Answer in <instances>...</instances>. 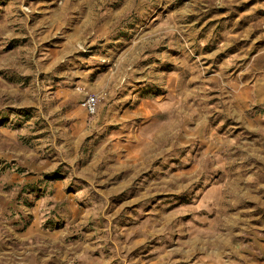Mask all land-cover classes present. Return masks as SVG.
Listing matches in <instances>:
<instances>
[{"label": "rangeland", "instance_id": "obj_1", "mask_svg": "<svg viewBox=\"0 0 264 264\" xmlns=\"http://www.w3.org/2000/svg\"><path fill=\"white\" fill-rule=\"evenodd\" d=\"M0 264H264V0H0Z\"/></svg>", "mask_w": 264, "mask_h": 264}, {"label": "built area", "instance_id": "obj_2", "mask_svg": "<svg viewBox=\"0 0 264 264\" xmlns=\"http://www.w3.org/2000/svg\"><path fill=\"white\" fill-rule=\"evenodd\" d=\"M98 101L99 99L97 95L87 92L86 97L82 102V105L84 106L87 112L94 114L98 110Z\"/></svg>", "mask_w": 264, "mask_h": 264}]
</instances>
